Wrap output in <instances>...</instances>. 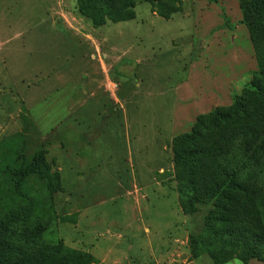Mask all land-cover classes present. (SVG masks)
Instances as JSON below:
<instances>
[{
	"label": "rangeland",
	"instance_id": "rangeland-1",
	"mask_svg": "<svg viewBox=\"0 0 264 264\" xmlns=\"http://www.w3.org/2000/svg\"><path fill=\"white\" fill-rule=\"evenodd\" d=\"M133 11L113 21L96 0H0V161L17 167L9 142L23 134L24 156L44 153L55 188L41 186L42 168L21 198L0 193V220L34 210L45 244L95 264H213L194 259L197 219L182 210L173 147L257 70L239 1Z\"/></svg>",
	"mask_w": 264,
	"mask_h": 264
},
{
	"label": "trees",
	"instance_id": "trees-1",
	"mask_svg": "<svg viewBox=\"0 0 264 264\" xmlns=\"http://www.w3.org/2000/svg\"><path fill=\"white\" fill-rule=\"evenodd\" d=\"M138 1L96 0V4L108 19L128 21ZM238 1L257 70L229 106L198 116L173 147L181 207L186 216L197 219L190 240L194 259L208 256L213 264L264 263V0ZM85 3L79 0L81 9ZM27 141L18 134L9 142L18 146L16 168L0 161L9 180L0 188L5 199L21 198L25 182L41 175L42 168L41 186L55 190L44 153L34 155L31 162L24 156ZM35 219L34 210L20 209L0 220V264H95L90 254L60 242L45 244L48 228L35 224Z\"/></svg>",
	"mask_w": 264,
	"mask_h": 264
}]
</instances>
